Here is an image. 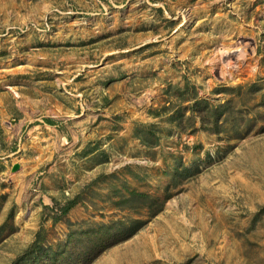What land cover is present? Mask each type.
I'll return each instance as SVG.
<instances>
[{
  "label": "rangeland",
  "instance_id": "1",
  "mask_svg": "<svg viewBox=\"0 0 264 264\" xmlns=\"http://www.w3.org/2000/svg\"><path fill=\"white\" fill-rule=\"evenodd\" d=\"M0 264H264V0H0Z\"/></svg>",
  "mask_w": 264,
  "mask_h": 264
},
{
  "label": "water",
  "instance_id": "2",
  "mask_svg": "<svg viewBox=\"0 0 264 264\" xmlns=\"http://www.w3.org/2000/svg\"><path fill=\"white\" fill-rule=\"evenodd\" d=\"M17 168H18V166L15 167V169H17Z\"/></svg>",
  "mask_w": 264,
  "mask_h": 264
}]
</instances>
